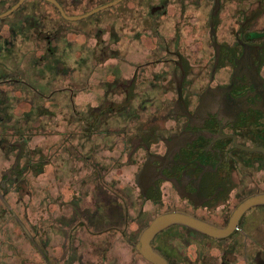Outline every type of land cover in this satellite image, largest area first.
<instances>
[{"label":"flooded vegetation","instance_id":"af4514ba","mask_svg":"<svg viewBox=\"0 0 264 264\" xmlns=\"http://www.w3.org/2000/svg\"><path fill=\"white\" fill-rule=\"evenodd\" d=\"M112 1L0 0V264H155L264 193V0ZM150 245L264 264V203Z\"/></svg>","mask_w":264,"mask_h":264},{"label":"water","instance_id":"95a60500","mask_svg":"<svg viewBox=\"0 0 264 264\" xmlns=\"http://www.w3.org/2000/svg\"><path fill=\"white\" fill-rule=\"evenodd\" d=\"M115 1L117 0L112 1V3ZM260 203H264V193L254 194L244 199L236 207L230 222L225 227H216L206 221L195 219L192 216L182 212H167L160 214L155 217V219H153L148 227L145 228L136 247L147 259L153 261L155 264H169L164 256L160 252L153 249V247L150 245V238L157 230L167 226L172 222H182L212 235H223L233 228L235 220H237L238 216L245 208Z\"/></svg>","mask_w":264,"mask_h":264},{"label":"rangeland","instance_id":"374dc122","mask_svg":"<svg viewBox=\"0 0 264 264\" xmlns=\"http://www.w3.org/2000/svg\"><path fill=\"white\" fill-rule=\"evenodd\" d=\"M116 251V250H115ZM123 252L121 251V254H122ZM124 255V254H123ZM90 264H95V262L93 263V262H91ZM116 264H119V258H117V262H116Z\"/></svg>","mask_w":264,"mask_h":264}]
</instances>
